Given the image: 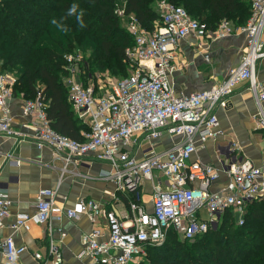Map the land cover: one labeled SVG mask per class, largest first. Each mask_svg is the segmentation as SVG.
Instances as JSON below:
<instances>
[{"label": "built area", "instance_id": "built-area-1", "mask_svg": "<svg viewBox=\"0 0 264 264\" xmlns=\"http://www.w3.org/2000/svg\"><path fill=\"white\" fill-rule=\"evenodd\" d=\"M155 7L160 19L151 30L123 9L116 10L118 16L128 17L132 44L123 59L127 74L107 81L108 85L82 79L84 57L79 52L64 55L62 84L75 114L86 125L81 139L52 128L47 119L48 102L41 93L23 100V113L35 121L33 141L64 161L60 178L68 171L71 158L77 161L94 152L95 158L110 166L99 177L112 181L126 204L124 215L92 197L79 198L73 207H67L59 199L57 187L40 188L33 212L17 213L11 227L29 230L33 224H45L52 264L64 260L54 237L55 232H64L53 220L88 218L92 227L81 235L82 249L76 255L84 264H132L148 247L160 245L170 230L183 239L203 236L212 226H219L226 210L239 226L244 223L247 205L264 199V168L238 157L233 140L225 146L229 161L220 168L192 159L197 140L216 139L222 133L214 108L227 107L240 83H246L253 94L255 117L264 128V79L257 75L258 62L264 59V0H250V15L243 26L223 18L215 29L169 0H158ZM239 30L246 33V45L240 63L222 82L189 94L174 92L170 76L176 68L175 49L180 39L189 35L219 39ZM14 81L12 73L0 70V135L7 137L21 136L12 126L8 109ZM173 136L177 140L171 145L157 148V140ZM9 162L18 165L21 160L10 157ZM221 172L226 182L213 189ZM146 180L151 186L150 209L143 197ZM9 208L10 200L0 186V227L10 215ZM26 249L12 236L0 239V252L8 264H19ZM33 255L42 258L39 252Z\"/></svg>", "mask_w": 264, "mask_h": 264}, {"label": "trees", "instance_id": "trees-1", "mask_svg": "<svg viewBox=\"0 0 264 264\" xmlns=\"http://www.w3.org/2000/svg\"><path fill=\"white\" fill-rule=\"evenodd\" d=\"M157 1L0 0V70L14 74V94L32 98L41 93L48 102L47 119L52 128L81 139L86 125L75 114L61 80L64 55L76 47L91 49L88 66L85 62L82 65L84 81L88 72L96 70H108L117 78L127 74L123 59L132 38L119 27L116 8L151 30L160 19ZM169 1L183 6L209 29H215L223 18L234 26L244 25L250 15L248 0ZM218 228L185 239L197 249L182 257L172 255L180 239L170 230L167 236L174 237L176 244L166 241L148 247L154 248L156 254L151 264H264V199L247 205L244 223L237 227L226 210Z\"/></svg>", "mask_w": 264, "mask_h": 264}, {"label": "crops", "instance_id": "crops-1", "mask_svg": "<svg viewBox=\"0 0 264 264\" xmlns=\"http://www.w3.org/2000/svg\"><path fill=\"white\" fill-rule=\"evenodd\" d=\"M243 26V25H241ZM246 33L238 31L230 36L209 39L189 35L180 39L175 49L176 66L170 81L176 94H189L222 82L230 69L240 63L246 45ZM207 55V57H205ZM257 75L264 79V59L258 62ZM24 95L14 94L8 103L12 126L21 132V136L7 137L0 135V186L10 200V215L0 227V239L12 236L16 244H24L27 249L18 258L19 264H52L47 253L48 237L45 224H33L29 230L11 227L17 213H32L36 202V192L40 188H56L59 199L65 206L73 207L79 198L92 197L113 208L118 214L126 212L125 200L115 191L112 181L103 179L101 173L110 166L106 161L95 158L91 152L77 161L71 158L68 171L60 178V168L64 165L61 158H54L47 146L39 147L32 139L35 121L23 113ZM214 112L222 133L216 139L196 141V150L192 159L210 163L217 168L227 163L229 158L225 146L234 141L238 147V157L250 159L254 165L264 168V128L255 117L256 103L246 83L236 85L230 95L227 107H216ZM177 140L176 137H163L157 140V148H165ZM10 157H18V165L9 162ZM163 180V177H162ZM226 182L224 173L215 181L213 189ZM146 207L150 209V182L143 185ZM54 225H61L64 234L54 233L64 255L63 264H84L76 257L82 249L81 235L89 231L92 224L85 215L78 219L63 218L53 220ZM39 252L42 258L36 259ZM0 264H8L0 252Z\"/></svg>", "mask_w": 264, "mask_h": 264}, {"label": "rangeland", "instance_id": "rangeland-1", "mask_svg": "<svg viewBox=\"0 0 264 264\" xmlns=\"http://www.w3.org/2000/svg\"><path fill=\"white\" fill-rule=\"evenodd\" d=\"M248 2L250 3V0H248ZM117 9L118 8H116V10ZM193 18L199 19L198 17H196L194 15H193ZM127 22H128L127 16L126 17L119 16V27H121L125 31H127ZM73 51L79 52L81 55H83V57H84L83 61L85 62V66L87 67L88 66L87 58L91 53V49L90 48L76 47L75 49L72 50V52ZM126 71H128V67H126ZM86 73H87V71H86ZM13 76H14V74H13ZM116 78H117V76H115L114 74H111L108 70H103V71L96 70L93 73L88 72V77L86 78V81H88L89 83H94L95 85H99V84L101 85L103 83H105V85H108L107 81H111V80H114ZM61 80H62V78H61ZM205 217H207V216L205 215ZM232 222H233L234 227H237L233 220H232ZM211 228L214 230L219 229L217 226H212ZM173 238L174 237H170V236L168 237L167 236V237H165V239L162 243H164L166 241H174V244H176V242H175L176 239L175 238L173 239ZM178 239H180V243H179V245H177L178 249L173 246V248H175V250H173L172 255H177V256L182 257V255L190 256V251L196 252L197 248L193 249V244L191 245V241H186L185 239H183L180 236ZM202 244H204V242L201 243V245ZM200 247H202V246H200ZM154 253H155L154 248H152V249L147 248L145 251V254L142 255L141 257L135 259L132 264H151L152 260L154 259V256L156 255V254L154 255Z\"/></svg>", "mask_w": 264, "mask_h": 264}]
</instances>
